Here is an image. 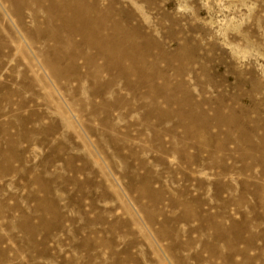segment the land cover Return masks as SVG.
I'll return each instance as SVG.
<instances>
[{
  "label": "rangeland",
  "instance_id": "obj_1",
  "mask_svg": "<svg viewBox=\"0 0 264 264\" xmlns=\"http://www.w3.org/2000/svg\"><path fill=\"white\" fill-rule=\"evenodd\" d=\"M0 264H264V0H0Z\"/></svg>",
  "mask_w": 264,
  "mask_h": 264
},
{
  "label": "bare ground",
  "instance_id": "obj_2",
  "mask_svg": "<svg viewBox=\"0 0 264 264\" xmlns=\"http://www.w3.org/2000/svg\"><path fill=\"white\" fill-rule=\"evenodd\" d=\"M64 6V5H63ZM68 6V5H67ZM51 8V7H50ZM69 8V7H68ZM53 9V8H52ZM96 9V8H95ZM74 27V26H73ZM73 29V28H72ZM82 30V29H81ZM86 31V30H85ZM18 33V32H17ZM19 34V33H18ZM93 41V40H92ZM104 42H105V40H103ZM22 42V41H21ZM89 42V41H88ZM93 43V42H92ZM106 49L107 48H105L104 46H103V48L101 49L102 50V53L104 54V55H106ZM115 59V58H114Z\"/></svg>",
  "mask_w": 264,
  "mask_h": 264
}]
</instances>
